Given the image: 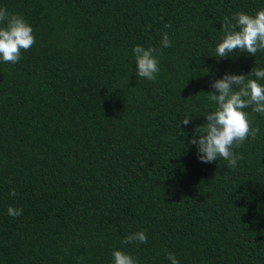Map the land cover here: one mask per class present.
I'll return each mask as SVG.
<instances>
[{
  "label": "trees",
  "instance_id": "16d2710c",
  "mask_svg": "<svg viewBox=\"0 0 264 264\" xmlns=\"http://www.w3.org/2000/svg\"><path fill=\"white\" fill-rule=\"evenodd\" d=\"M0 8L35 37L19 62L0 61V264H112L113 249L139 264H171L166 252L179 264H264V115L246 109L260 131L235 168L201 162L189 143L215 107L212 80L264 68L261 51L214 56L224 19L264 0ZM135 45L158 50L155 81L136 76ZM138 231L147 243H121Z\"/></svg>",
  "mask_w": 264,
  "mask_h": 264
},
{
  "label": "clouds",
  "instance_id": "9594fccd",
  "mask_svg": "<svg viewBox=\"0 0 264 264\" xmlns=\"http://www.w3.org/2000/svg\"><path fill=\"white\" fill-rule=\"evenodd\" d=\"M165 28H170L168 23ZM222 36L215 48V57L219 60L234 52H246L254 56L264 52V8L257 9L254 15L244 11L234 12L232 18H225L221 23ZM35 43L33 29L23 16L10 13L7 8H0V61L17 63L22 51H27ZM167 32L162 33L161 48L171 46ZM136 62V76L155 81L159 74L158 50L135 45L132 49ZM251 78L246 74L224 73L222 78L212 80V91L207 92L208 100L215 107L203 116L205 123L196 126L189 140L197 148L198 159L203 163H213L219 159L227 162L229 168H235L242 156L236 150L249 138L255 139L260 129L253 125L250 114L264 115V68H252ZM192 113L187 111L181 124L188 125ZM181 135H185L181 130ZM11 195H15L13 190ZM23 212L20 208L8 207L9 215L16 217ZM147 243L145 232L138 231L126 236L121 243ZM67 251V250H65ZM171 264H179L171 252L165 253ZM112 264H139V261L121 249L112 250ZM84 257L78 258L79 262Z\"/></svg>",
  "mask_w": 264,
  "mask_h": 264
}]
</instances>
